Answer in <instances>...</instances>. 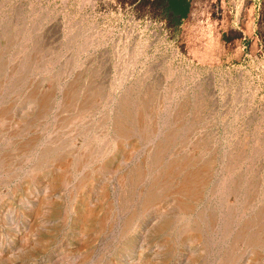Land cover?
Masks as SVG:
<instances>
[{
	"label": "rangeland",
	"instance_id": "rangeland-1",
	"mask_svg": "<svg viewBox=\"0 0 264 264\" xmlns=\"http://www.w3.org/2000/svg\"><path fill=\"white\" fill-rule=\"evenodd\" d=\"M191 2L192 15L177 23L164 0H0V264H264V239L248 242L264 226V0ZM122 96L135 122L147 102L148 139L139 128L127 137L114 130ZM191 120L152 163L162 136ZM240 141L247 157L234 174L248 176L252 158L258 178L245 209V184L240 193L218 184ZM46 146L51 159L40 156ZM91 148L77 169L73 159ZM177 156L190 165L165 178ZM206 159L213 167L200 197L179 193L183 173Z\"/></svg>",
	"mask_w": 264,
	"mask_h": 264
},
{
	"label": "bare ground",
	"instance_id": "bare-ground-1",
	"mask_svg": "<svg viewBox=\"0 0 264 264\" xmlns=\"http://www.w3.org/2000/svg\"><path fill=\"white\" fill-rule=\"evenodd\" d=\"M23 30V29H22ZM20 31V30H19ZM29 35V34H28ZM32 37V36H31ZM91 43V42H90ZM27 56V55H26ZM31 57V56H30ZM32 58V57H31ZM30 60V59H29ZM31 61V60H30ZM34 61V60H33ZM32 61V62H33ZM29 62V61H28ZM37 63V62H36ZM23 64V63H22ZM28 65V64H27ZM32 65V64H31ZM3 66V65H2ZM0 65V72L3 71V67ZM27 67V66H26ZM25 67V68H26ZM122 67V66H121ZM23 69V68H22ZM29 70V68H28ZM1 74V73H0ZM176 76V75H175ZM177 80V79H176ZM181 82V81H180ZM179 82V83H180ZM13 84V82L11 83ZM182 84V83H181ZM183 85V84H182ZM14 87V86H13ZM71 87V86H70ZM87 87V86H86ZM92 87V86H90ZM181 88V87H180ZM187 88V87H186ZM73 89V88H72ZM202 89V88H201ZM71 90V89H70ZM66 93H64V98L68 101L69 100V103H71V101H73V97L69 96L67 93V90H65ZM64 91V92H65ZM75 91V89H74ZM175 91V90H174ZM38 92V91H36ZM77 92V91H76ZM183 92V91H182ZM29 93V92H28ZM74 93V92H73ZM91 93V92H89ZM49 94V93H48ZM77 94V93H76ZM93 94V93H92ZM96 94V93H95ZM71 95V94H70ZM75 95V94H74ZM33 96V95H32ZM38 96V95H37ZM77 96V95H76ZM176 96V95H175ZM49 95H47L46 93H44V95L42 97H40V99L38 98V102L39 103H36V105H39V109H38V112H41V113H44V111L47 112L48 110V107L47 105H49V103L47 104V101L49 100ZM30 98V97H29ZM51 98V97H50ZM168 98V97H167ZM197 98V97H196ZM200 98V97H199ZM180 99V98H179ZM198 99V98H197ZM136 100V99H135ZM151 100V99H150ZM169 100V98H168ZM199 100V99H198ZM31 101V100H30ZM144 101V100H143ZM142 101V105H143V108L140 109L138 111V116H139V119L138 122H135V118L134 116L136 115L135 114V111L131 110V105H132V101L130 100V98L128 96H122V98L120 99L119 101V104H118V107L120 108L119 109V113L118 114H115L114 115V119H113V128L115 131H117L119 134H121L122 136H126L127 135H131L132 131L135 129V128H139V130L142 131V137H150L152 135V131H154L155 129V126H154V129L150 130L147 125H146V116L148 115V113L146 114V109H147V102H143ZM66 102V101H65ZM134 103V102H133ZM139 103V101H138ZM196 103V102H194ZM145 104V105H144ZM164 104V103H163ZM171 104V103H170ZM236 104V103H235ZM197 105V104H196ZM233 105V104H232ZM188 106V105H187ZM237 106V105H236ZM4 107V106H2ZM69 107V106H68ZM195 107V106H194ZM34 108V107H33ZM70 108V107H69ZM140 108V107H139ZM165 108V107H164ZM91 109V108H90ZM150 109V108H149ZM236 109V108H235ZM179 110V109H178ZM178 110H175L178 112ZM181 110V109H180ZM196 110V109H195ZM152 111V110H151ZM182 111V110H181ZM74 112V111H73ZM2 114H5V110L3 108H1V112ZM137 113V111H136ZM151 113V112H150ZM212 113V112H211ZM232 113V111H231ZM8 114V113H7ZM146 114V115H145ZM177 114V113H176ZM6 115V114H5ZM34 115V114H33ZM41 115V114H40ZM221 115V114H220ZM172 117V116H171ZM75 118V117H74ZM193 119V118H192ZM141 121V122H140ZM190 121V120H189ZM225 121V120H224ZM154 122V121H153ZM181 122V121H180ZM214 122V120H213ZM155 123V122H154ZM191 123H192V120L191 122L189 123V125H187V121H182L181 123H178L176 124L174 127V129L170 132L168 131L169 133L166 135V136H162L164 139L160 140L155 149L152 151L151 153V161L152 163L156 164L158 162V159L161 158V154L162 152L165 150V148H167V146L171 145L172 143L176 142L175 139L178 138L177 135H181V129H185V128H189L191 126ZM227 123V122H226ZM153 124V123H152ZM159 124V123H158ZM214 124V123H213ZM146 126L148 127V129L146 128ZM152 127V125H151ZM205 128V127H204ZM192 130V129H190ZM227 132V131H226ZM237 132V131H236ZM194 133V132H193ZM184 134V133H183ZM182 134V135H183ZM187 134V132H186ZM185 134V135H186ZM196 134V133H195ZM228 134V133H227ZM237 134V133H236ZM155 135V134H154ZM201 136V135H200ZM153 137V136H152ZM180 137V136H179ZM255 137V136H254ZM209 138V137H208ZM104 139V138H103ZM146 139V138H145ZM204 140V139H203ZM202 140V141H203ZM249 140H247V143H248ZM261 141V140H260ZM98 142V141H97ZM104 143V142H103ZM204 143H207L206 141ZM203 143V144H204ZM241 141L240 142H237V143H234L232 148H230V150H228L227 152V155L226 156V161L227 163L225 164V169H224V175L222 177L220 181V184L219 186H221V190H223L224 192H227V191H233V192H238L239 188L241 189L242 186L245 184L246 185V188H245V194H244V202L241 206L242 209H245L247 208L248 206V203L249 201H247L249 199V196H250V189L253 187L254 185V179L256 178V171L254 169L253 164L255 163V160L251 158V161L248 162V164L246 165L247 167V171L249 173L248 176L242 178L241 174H234V172L236 173V168L237 167H240L241 164L243 163L244 161V158L245 156L247 157L246 153L244 150L241 149ZM256 143V142H255ZM260 143V142H259ZM263 143V142H262ZM261 143V144H262ZM64 144V143H63ZM246 144V143H244ZM27 145V144H26ZM93 145V144H92ZM103 145V144H102ZM175 145V144H174ZM258 145V143L256 144ZM255 145V146H256ZM264 145V144H263ZM101 146V145H99ZM107 146V145H106ZM229 146V145H228ZM246 146V145H245ZM254 146V147H255ZM260 146V145H259ZM61 147V146H59ZM94 147V146H92ZM258 147V146H257ZM98 148V146H97ZM54 148L52 146H46L42 149V152L40 153L41 157H43L42 159H51V154H55L54 153ZM56 149V148H55ZM262 149H264L262 147ZM58 150V149H57ZM90 150V148H89ZM104 150V148H103ZM106 150V149H105ZM206 150V149H205ZM59 151V150H58ZM261 150L258 149V148H255V150H253V155L255 156V154H260ZM88 153V151H87ZM86 153V154H87ZM174 153V152H173ZM262 153V152H261ZM34 154V153H33ZM59 154V152L57 153ZM56 154V155H57ZM91 154L90 156H88V158L86 159H83L82 157H76L77 159H73V162L75 163V161H78V163L76 162L75 164L77 165L76 168L78 169L80 165H84L86 164V162H90L89 161V157H91L93 154H95V150L93 148H91V151L90 153ZM104 154V153H103ZM248 154V153H247ZM163 155V154H162ZM186 155V153H185ZM62 162H66L68 163L70 160L67 159L66 156L64 155H57ZM190 156V155H188ZM252 156V155H251ZM257 156V155H256ZM260 156V155H258ZM54 157V156H53ZM181 157V156H179ZM210 158V157H209ZM250 158V157H249ZM80 159V160H79ZM85 160V162L83 161ZM94 160V159H92ZM178 161V162H177ZM190 158L187 157V156H184L183 159L181 161L178 160V156L177 158H174L173 160H171L167 166L163 167V174L165 176V178H169L172 176V178L177 174L179 173L180 169H182V167H185V166H188L190 165ZM246 161V160H245ZM248 161V160H247ZM35 162V161H34ZM39 163V162H38ZM71 163V162H70ZM151 163V164H152ZM72 164V163H71ZM165 164V163H164ZM213 162H212V159H206L200 166L198 169H191L190 171H187L185 173H183V175L181 176L180 178V181L178 183V186H177V191L179 193H182V194H185L188 198L189 197H198L199 196V190L201 189V187H203L204 185H206L208 182H207V177H206V172L209 171L213 166H212ZM70 165V164H69ZM41 166V165H40ZM156 167V166H155ZM245 167V168H246ZM75 168V167H74ZM161 170V169H160ZM242 170V169H241ZM244 171V170H243ZM70 172V171H69ZM246 174V172H245ZM179 175V174H178ZM177 175V176H178ZM67 176V175H66ZM140 176V173H136L135 176H133L134 179H138ZM208 176V175H207ZM227 176V178H225ZM161 177V176H160ZM252 177V178H251ZM132 178V179H133ZM164 178V177H163ZM258 179V178H256ZM86 180V179H85ZM217 180V179H216ZM170 181V180H169ZM207 182V183H206ZM160 183V181H158V179H154V181L152 182L151 181V185L150 187L148 188L147 192L145 193L142 201H141V207L143 208V210L146 209V206L148 205L149 201L154 198L156 195H155V191L153 188V186L155 185H158ZM217 183V182H216ZM241 183L243 184L241 186ZM234 184V185H233ZM233 185V186H232ZM214 187V186H213ZM215 188V187H214ZM254 189V188H253ZM203 190V189H202ZM201 190V191H202ZM133 191V190H132ZM172 191V190H171ZM244 191V190H243ZM253 191V190H252ZM219 192V191H218ZM232 192V193H233ZM254 192V191H253ZM177 193V192H176ZM240 193V192H238ZM252 193V192H251ZM200 197V196H199ZM160 198V197H159ZM197 199V198H195ZM131 200V199H130ZM139 200V199H138ZM157 200V199H156ZM194 200V199H193ZM198 200V199H197ZM242 201V200H241ZM126 203V202H125ZM151 203V202H150ZM210 203V202H209ZM224 203V202H223ZM221 204V203H220ZM219 204V205H220ZM241 204V203H240ZM140 205V204H138ZM224 205V204H223ZM178 206H180L181 210L182 211H189L191 206L190 204L187 202V201H180L178 203ZM238 206V205H236ZM221 208V207H220ZM223 208V207H222ZM237 208V207H236ZM135 209V208H134ZM219 209V208H218ZM235 209V208H234ZM234 209H230V208H227V210L221 212L222 216H223V226H222V232L224 231L225 233L229 232L231 230V225H233L234 223L231 222V218L233 217L232 216V213L234 211ZM123 210V209H122ZM127 210V209H126ZM130 210V209H129ZM131 211V210H130ZM237 211V209H236ZM136 212V211H135ZM203 212V211H202ZM205 212V211H204ZM208 213V212H207ZM210 214V213H208ZM220 214V213H218ZM200 215V214H199ZM198 215V216H199ZM203 215V214H201ZM205 215V214H204ZM216 215V214H215ZM132 216V215H131ZM210 216V223L213 221L212 219V214L209 215ZM220 216V215H219ZM235 216V215H234ZM135 217V216H134ZM171 217V216H170ZM206 217V216H205ZM208 217V216H207ZM178 218V217H177ZM216 218V217H215ZM219 218V217H218ZM127 219V218H126ZM203 219V218H201ZM239 219V218H238ZM262 219V218H261ZM133 220V219H132ZM209 220V219H208ZM217 220V219H216ZM215 220V221H216ZM234 221V220H233ZM250 222V221H248ZM248 222H245L243 225L244 226V229L246 228V225H248L249 223ZM264 222V220H263ZM129 223V222H128ZM179 223V222H178ZM232 223V224H231ZM236 223V222H235ZM251 223V222H250ZM100 224V223H99ZM127 224V223H126ZM177 225V224H176ZM175 225V226H176ZM200 225V224H199ZM125 226V225H124ZM179 227V226H178ZM189 227V226H188ZM206 227V226H205ZM221 227V225H220ZM241 228L242 225H241ZM128 229V228H127ZM171 229V228H170ZM180 231L183 229V231H187L186 228L184 229V227L181 225V227L179 228ZM190 229V227H189ZM251 229V228H250ZM168 230V229H167ZM195 230V229H194ZM199 230V229H198ZM201 230V229H200ZM199 230V231H200ZM243 230V229H242ZM247 230V228H246ZM196 231V230H195ZM210 231V230H209ZM212 231V229H211ZM214 231V230H213ZM194 232V231H193ZM235 232V231H234ZM240 232V231H239ZM251 232V231H250ZM169 233V232H168ZM209 233V232H208ZM230 233V232H229ZM179 234V233H178ZM213 234V232H212ZM215 234V233H214ZM216 235H219V234H216ZM223 235V234H222ZM239 235V234H238ZM204 236V235H203ZM210 236V235H209ZM224 236V235H223ZM241 236V234H240ZM233 237V236H232ZM198 238V237H196ZM208 238V237H207ZM213 238V237H211ZM210 239V237H209ZM217 239V238H216ZM239 239V238H238ZM264 239V226L263 225H259L258 226V229H256L250 236H249V239H248V242H253V243H257L259 241H262ZM211 240V239H210ZM219 240V239H218ZM227 240V239H225ZM224 240V241H225ZM214 242V241H213ZM216 242V241H215ZM218 242V241H217ZM251 244V243H250ZM216 245V244H215ZM220 245V243L218 244ZM216 245V246H218ZM214 246V244H213ZM222 246V245H221ZM220 246V247H221ZM234 246V245H233ZM248 246V245H247ZM264 246V245H263ZM216 248V247H215ZM217 250V249H216ZM221 252V251H220ZM208 253V252H207ZM219 253V252H218ZM259 255V254H258ZM257 257V256H256ZM258 258V257H257ZM231 259V258H230ZM208 263V262H207Z\"/></svg>",
	"mask_w": 264,
	"mask_h": 264
},
{
	"label": "trees",
	"instance_id": "trees-1",
	"mask_svg": "<svg viewBox=\"0 0 264 264\" xmlns=\"http://www.w3.org/2000/svg\"><path fill=\"white\" fill-rule=\"evenodd\" d=\"M164 2V11L172 22L180 23V20H187L192 15L191 0H164Z\"/></svg>",
	"mask_w": 264,
	"mask_h": 264
}]
</instances>
